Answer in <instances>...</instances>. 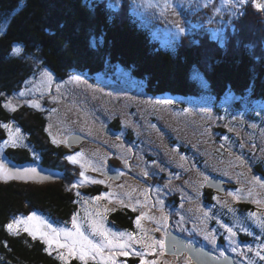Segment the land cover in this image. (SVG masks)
Listing matches in <instances>:
<instances>
[{"label":"rangeland","instance_id":"obj_1","mask_svg":"<svg viewBox=\"0 0 264 264\" xmlns=\"http://www.w3.org/2000/svg\"><path fill=\"white\" fill-rule=\"evenodd\" d=\"M108 1L115 8L121 6V0ZM128 1L134 20L172 49L195 24L209 25L220 37L225 26H237L246 4L254 12L260 10L254 6L256 0L243 6L234 5L233 0ZM16 47L22 49L17 55L23 56L25 48ZM44 72L51 74L50 81ZM23 105L45 116L43 130L49 143L61 148V159L76 168L75 180L67 185L73 190L75 207L69 217L41 208L13 214L9 221L12 231L6 225L11 234L29 235L25 227L38 228L34 239L45 243L42 234L48 235L52 243H45L47 250L62 264L73 260L83 264H198L187 252L169 254L155 243L165 242L172 231L190 243L206 246L216 258L228 251L235 264H264L256 255L258 251L264 255V187L254 179L264 178L263 101L231 91L217 97L206 85L198 96L154 95L115 66L92 75L76 70L64 78L41 66L23 87L5 98L11 112ZM2 127L5 138L0 140V163L7 159L9 148L28 149L33 160L43 161L45 150L16 121H6ZM74 133L87 139L69 146L68 137ZM17 135L16 144L9 143L10 137ZM115 164H120L122 173L109 177L106 171L116 168ZM216 173L227 180L228 191L215 192L207 185ZM117 175L118 179L114 178ZM126 209L133 215L127 226L114 217L126 215ZM33 213L53 228L69 231H75V217L81 231L97 244L103 238L94 235L89 225L92 221L102 223L107 232L117 234L110 239L127 247H105L100 254H86L81 260L78 251L69 255L66 248L59 247L66 243L63 234L53 240L38 220L27 221Z\"/></svg>","mask_w":264,"mask_h":264},{"label":"trees","instance_id":"obj_2","mask_svg":"<svg viewBox=\"0 0 264 264\" xmlns=\"http://www.w3.org/2000/svg\"><path fill=\"white\" fill-rule=\"evenodd\" d=\"M251 11L246 9L237 26H228L223 38L209 25H193L169 49L134 20L128 0H121L120 8L108 0H0V140L5 138L3 123L16 121L45 150L41 163L63 173V178L46 183L0 179V264H62L42 240L26 232L11 234L6 225L13 214L38 208L69 217L75 206L67 185L77 173L72 163L61 159L62 149L49 143L45 116L26 105L11 112L5 98L41 66L59 78L76 70L92 75L115 66L154 95L198 96L206 85L217 97L231 91L264 102V30L253 22ZM20 45L23 56L13 52ZM6 157L2 162L33 160L25 148H9ZM123 211L126 215L114 217L131 225V211Z\"/></svg>","mask_w":264,"mask_h":264},{"label":"water","instance_id":"obj_3","mask_svg":"<svg viewBox=\"0 0 264 264\" xmlns=\"http://www.w3.org/2000/svg\"><path fill=\"white\" fill-rule=\"evenodd\" d=\"M86 139L87 136L84 134L74 133L68 137V144L69 146H72L74 144H79ZM1 165H3V170L0 172L2 179L52 182L63 178L62 171L35 161H28L25 163L2 162ZM25 169H35L36 171L34 173H25ZM17 173H19L22 178L18 177L16 175ZM106 173L109 176L113 175L112 172ZM224 183L225 179L218 175L211 176V178L207 181L208 186L220 192L227 190V186H225ZM165 250L169 254H182L187 252L198 264H235L232 255L228 254L220 258H216L208 249L201 247L198 243H190L188 238L173 231L168 233L166 236Z\"/></svg>","mask_w":264,"mask_h":264},{"label":"snow or ice","instance_id":"obj_4","mask_svg":"<svg viewBox=\"0 0 264 264\" xmlns=\"http://www.w3.org/2000/svg\"><path fill=\"white\" fill-rule=\"evenodd\" d=\"M234 5L238 4L240 6H243L245 3L248 2V0H233ZM254 6L257 9L260 10H264V3H260L258 2V0H256ZM22 51V49L20 47H16L13 49V52L16 54H19ZM42 75L44 77H46L49 81L51 80V74L48 72H44L42 73ZM73 79L78 80V77H74ZM21 95H23L24 93H20ZM164 103H170V101H165ZM5 127H9V126H5ZM17 134L19 133V129L16 130ZM19 139L18 135L17 136H12L10 137L9 143H12L13 145L16 144L17 140ZM69 160H74L73 157H68ZM3 170V165H0V171ZM25 173L27 172H35V169H25L24 170ZM18 177L22 178L20 176L19 173L16 174ZM81 175L83 176V173H81ZM145 175H147V173H145ZM256 180V183L260 184L261 187H264V178L261 179H257L254 178ZM93 182H101V181H93ZM75 186V185H74ZM79 195V194H78ZM103 197H97V199H100ZM34 220H38L39 224L41 226H43L44 228L49 230V233L52 236V239L54 240L58 235L63 234L66 237V243L60 244L59 247L61 248H66L68 250L69 255H72L73 252L78 251L79 252V259L84 260L86 254H91V253H95V254H100L102 249L105 247H114V248H120V249H124L127 247L126 244H121V243H116L114 239H110L109 236L112 237H116L117 234L115 233H109L107 232L104 228L102 223H97L96 221H92L89 225V227L92 229V232L94 235L98 234L99 236H101L103 239L102 241L97 244L94 243L93 240L89 239L88 236H86L82 231L79 225H77L76 223V219L75 217L73 218V228L75 229V231H69L67 229H56L53 228L51 224H47L46 222H44L43 220H39V218L35 215V213H33L32 215L27 217V221H34ZM14 223H16L14 221ZM137 224L139 225V218L137 220ZM261 227L264 228V222L261 223ZM7 228L9 229V231H12L13 229V224L10 223L7 225ZM25 231L29 232V235H32L33 238H35V234L36 231H38L39 229H32V228H28L25 227L24 229ZM227 231L231 234V235H235V233H233L231 228H227ZM120 236H124V233H120ZM42 238L44 239L45 243L49 244V246H51L52 240L48 239V235L42 234ZM129 238H131L129 236ZM156 244L159 245V247L163 250V248L165 247V242L163 240L160 241H155ZM262 248H264V245H262ZM235 250V249H233ZM249 251H251V249H249ZM122 255H127L126 251H121ZM137 255H140V253H137ZM257 256L260 257V259L264 260V255H261V253L258 251L256 253ZM60 259H64L63 255H61L59 257ZM143 264V261H142Z\"/></svg>","mask_w":264,"mask_h":264},{"label":"flooded vegetation","instance_id":"obj_5","mask_svg":"<svg viewBox=\"0 0 264 264\" xmlns=\"http://www.w3.org/2000/svg\"><path fill=\"white\" fill-rule=\"evenodd\" d=\"M228 190H229V188H228ZM208 201V200H207Z\"/></svg>","mask_w":264,"mask_h":264}]
</instances>
